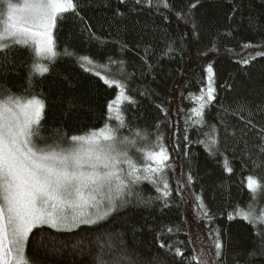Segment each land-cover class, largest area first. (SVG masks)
I'll return each instance as SVG.
<instances>
[{
  "label": "trees",
  "instance_id": "obj_1",
  "mask_svg": "<svg viewBox=\"0 0 264 264\" xmlns=\"http://www.w3.org/2000/svg\"><path fill=\"white\" fill-rule=\"evenodd\" d=\"M168 2L170 9L142 3L132 10L119 0H78V15L64 14L53 30L58 53L53 61H38L27 46L0 53V97L10 92L43 100L42 135L48 143L57 138L54 130L70 137L102 128L119 107L131 125L121 134L147 137L132 153L139 166L145 163L141 150H158L161 143L171 156L167 206L144 181L138 188L143 199L132 197L97 225L72 232L34 229L26 248L32 264H96L101 246L108 244L113 248L105 259L124 254L131 264H186L174 255L175 248L185 258L202 249L214 253L217 231L223 247L218 261L212 256L213 264H264L258 232L239 216L228 219L251 200L246 178L264 182V154L259 151L264 144V57L242 64L264 50L259 47L264 0H200L190 12L195 0ZM117 8L124 15H114ZM252 20L259 31L250 28ZM246 43L258 47L246 49ZM85 56L91 65L81 59ZM37 62L48 72H38ZM209 64L217 99L205 110V123L193 127L188 117L198 106L195 96L206 87ZM97 71L124 83L125 95L135 103L123 101L109 113L107 106L120 90L105 84ZM206 133L217 140L212 149L204 143ZM188 175L193 177L190 185ZM197 195L211 218L197 207ZM259 207L264 211V204Z\"/></svg>",
  "mask_w": 264,
  "mask_h": 264
},
{
  "label": "snow or ice",
  "instance_id": "obj_2",
  "mask_svg": "<svg viewBox=\"0 0 264 264\" xmlns=\"http://www.w3.org/2000/svg\"><path fill=\"white\" fill-rule=\"evenodd\" d=\"M142 3L149 7L155 4L171 8L168 0H119L120 5L131 6L132 10ZM199 3L200 0L190 3L189 12ZM0 7L6 8V12L0 13L3 17L0 19V53L6 55L15 46H27L34 51L38 61H53L58 55L53 35L58 19H63L69 12L78 15V0H23L19 4L0 0ZM114 15L122 16L124 13L117 8ZM249 26L256 28V22L250 21ZM256 30L259 31L258 28ZM243 47L258 46L246 43ZM259 47L264 49V42ZM260 57H264V50L250 54L242 64L250 65ZM81 59L92 64L86 56ZM34 67L41 74L48 72V67L39 62ZM207 73L206 87L194 98L198 106L191 109L188 117L193 127L205 123V110L217 99L211 64ZM95 74L105 84L120 90V94L107 106L109 113L114 105L123 101L128 105L135 103L132 97L125 95L126 85L120 80L109 79L99 71ZM44 108L43 100L35 96L24 98L9 92L0 97V264H32L26 248L34 229L47 226L58 232H72L82 225H97L130 203L132 197L143 199V190L138 191V188L144 181L155 187L159 193L156 199L163 200L165 206L172 196L166 174L171 159L168 149L161 143L158 150H141L145 163L139 166L132 153L137 151L136 145L147 137L141 132L121 134L131 127L121 118V108L118 107L115 117L100 129L70 137L54 130L57 138L52 143L42 135ZM205 135L208 139L204 143L212 149L217 140L211 133ZM65 138L67 144L64 143ZM188 139L185 135L184 140ZM261 140L264 141V137ZM259 151L264 154V144L259 146ZM226 171L231 173L232 168L227 167ZM192 181L193 177L188 175L187 184ZM246 181L251 200L244 208L237 206L234 213H229L228 219L239 216L248 221L258 232L259 251L264 254V211L259 207L264 204V182L252 175ZM195 199L203 216L211 218L203 199L199 195ZM212 246L214 253L211 248L202 249L198 254L185 258L184 251L177 247L174 255L185 259L186 264H213L212 256L218 261L222 254L223 245L218 231ZM112 248L111 244L101 246L95 257L96 264H125L129 261L124 254H114L111 259H105Z\"/></svg>",
  "mask_w": 264,
  "mask_h": 264
},
{
  "label": "rangeland",
  "instance_id": "obj_3",
  "mask_svg": "<svg viewBox=\"0 0 264 264\" xmlns=\"http://www.w3.org/2000/svg\"><path fill=\"white\" fill-rule=\"evenodd\" d=\"M13 3H23V0H12ZM6 12V8L4 7H0V13H4ZM3 17H0V19H2ZM118 105V104H117ZM115 106V105H114ZM115 109V108H114Z\"/></svg>",
  "mask_w": 264,
  "mask_h": 264
}]
</instances>
